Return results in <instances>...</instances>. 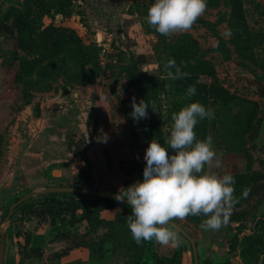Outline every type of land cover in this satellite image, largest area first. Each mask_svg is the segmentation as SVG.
<instances>
[{
  "label": "rangeland",
  "instance_id": "obj_1",
  "mask_svg": "<svg viewBox=\"0 0 264 264\" xmlns=\"http://www.w3.org/2000/svg\"><path fill=\"white\" fill-rule=\"evenodd\" d=\"M153 2L0 0L4 264H194L180 233L179 245H138L125 203L43 189L118 192L142 181L150 142L163 143L172 114L197 101L215 113L197 124V139L212 136L221 159L205 171L231 174L239 203L218 231L201 229L204 217L176 222L196 240L199 264H264V94L256 84H264V0H240L239 14L236 0H207L192 30L171 38L147 24ZM172 58L185 78L166 77ZM190 85L196 94L186 99ZM133 97L155 102L157 111L149 106L147 118L133 119Z\"/></svg>",
  "mask_w": 264,
  "mask_h": 264
},
{
  "label": "clouds",
  "instance_id": "obj_2",
  "mask_svg": "<svg viewBox=\"0 0 264 264\" xmlns=\"http://www.w3.org/2000/svg\"><path fill=\"white\" fill-rule=\"evenodd\" d=\"M206 10L207 0H154L148 8L146 21L156 32L171 38L191 31ZM182 64L187 66L186 62ZM164 67L168 79H183L188 75L174 58L169 59ZM195 94V85H190L185 98ZM149 106L157 111L155 102L142 99L137 103L133 97V119L147 118ZM214 116L213 109L198 101L174 112L171 126L164 125L161 129L164 142L153 139L145 152L143 180L115 195L118 203L126 202L131 209L126 222L138 245L145 241H155L161 246L179 245L182 242L179 233L169 225L189 216L204 217L200 228L205 231H218L229 224L239 203L235 195V178L231 174L218 176L205 171V167H212L213 162L219 167L221 159L212 136L197 139L195 131L199 122L212 120ZM107 139L104 134L98 142ZM249 193L250 190L246 189L242 195L246 198Z\"/></svg>",
  "mask_w": 264,
  "mask_h": 264
},
{
  "label": "water",
  "instance_id": "obj_3",
  "mask_svg": "<svg viewBox=\"0 0 264 264\" xmlns=\"http://www.w3.org/2000/svg\"><path fill=\"white\" fill-rule=\"evenodd\" d=\"M116 83L115 80L110 85L111 92H115L116 90ZM256 84L260 87L261 92L264 94V84L261 81H256ZM44 192H74V193H81V194H89L95 196H103L114 199L116 192L104 191L101 189L91 188V187H84V186H77V185H54V186H47L43 189ZM29 195L23 196L18 198L10 205L9 213L6 216V220H10L12 214L14 213L16 207L23 202L25 199L28 198ZM126 200V198H125ZM126 203V202H125ZM175 229H177L181 234H183L191 243L193 256H194V264H199V254H198V247L196 240L187 232V230L178 222L173 221L170 224ZM4 256H5V240L4 236H1L0 240V264H4Z\"/></svg>",
  "mask_w": 264,
  "mask_h": 264
},
{
  "label": "trees",
  "instance_id": "obj_4",
  "mask_svg": "<svg viewBox=\"0 0 264 264\" xmlns=\"http://www.w3.org/2000/svg\"><path fill=\"white\" fill-rule=\"evenodd\" d=\"M241 3H240V0H236V6H235V13H241ZM204 63H200V65H203ZM96 189H99L97 187H95ZM101 190H104V189H101ZM104 191H110V192H115V191H111V190H104ZM64 193V192H63ZM73 194H76L74 192H72ZM117 193V192H116ZM53 194H61V192H46L44 193V195H53ZM81 194V193H79ZM81 195H84V196H90V197H94V198H97L98 200L100 201H113V202H117L115 199H112V198H108V197H103V196H95V195H89V194H81ZM17 200V199H16ZM14 200V201H16ZM28 203V199H25L23 202H21L15 210L17 209H20L22 207H24L26 204ZM127 204V203H125ZM124 205V204H123ZM125 206H128V205H125ZM129 207V206H128ZM170 227H173L171 225H169ZM60 228V222L58 221L57 222V228L55 229L58 230ZM174 228V227H173ZM175 229V228H174ZM178 233H180L177 229H175ZM239 233H240V229L237 231V233L235 234V236H233V238L231 239V242H230V251L233 252L237 249V244H238V236H239ZM181 234V233H180ZM183 235V234H181ZM192 257H193V261H194V256H193V250H192Z\"/></svg>",
  "mask_w": 264,
  "mask_h": 264
}]
</instances>
